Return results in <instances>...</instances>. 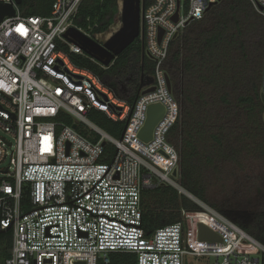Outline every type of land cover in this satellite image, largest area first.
<instances>
[{
	"label": "built area",
	"instance_id": "obj_1",
	"mask_svg": "<svg viewBox=\"0 0 264 264\" xmlns=\"http://www.w3.org/2000/svg\"><path fill=\"white\" fill-rule=\"evenodd\" d=\"M219 1L153 0L143 6L139 40L154 64L153 83L138 91L129 106L91 73L75 69L63 51L105 69L64 37L72 27L92 39L101 35L74 25L83 0H53L46 17H23L14 0H0L15 9L14 16L0 22V132L9 139L0 137V166L9 161L0 168V231L12 234L4 264L107 263V255L116 252L135 254L136 264H185L188 257L214 258V264H260V256L247 253L245 245L262 253L264 247L201 204L196 203L215 220L218 231L210 229L221 241L198 239L200 222L192 223L191 216L200 211L182 210L180 221L149 237L142 229V191L159 185L179 194L184 190L178 182L177 151L167 141L179 115L164 69L170 44ZM248 1L264 18V0ZM149 88L153 90L142 93ZM260 94L264 96V56ZM151 105L162 106L165 113L145 143L138 134ZM91 110L113 122H128L123 135L112 138L90 122ZM67 118L75 129L65 123ZM81 124L90 128L89 135L80 131Z\"/></svg>",
	"mask_w": 264,
	"mask_h": 264
},
{
	"label": "trees",
	"instance_id": "obj_2",
	"mask_svg": "<svg viewBox=\"0 0 264 264\" xmlns=\"http://www.w3.org/2000/svg\"><path fill=\"white\" fill-rule=\"evenodd\" d=\"M152 1L143 0V6ZM52 3L22 0L19 11L23 17H46ZM118 12V0H83L74 25L99 35L113 25ZM63 51L75 69L91 73L116 100L129 106L137 97L141 75L146 80L153 74L154 64L142 57L139 39L105 69L89 58L68 53L66 48ZM263 56L264 18L248 0H221L171 42L164 69L179 107L167 141L178 154L180 186L264 247V194L250 211L234 210L228 202L222 207L205 196L207 181L220 173L223 164L238 165L243 154L264 160V107L260 101ZM87 119L110 135H120L124 127V122H113L98 110H91ZM65 123L73 124L69 118ZM27 202L24 198L23 203ZM141 209L147 237L180 221L182 210H201L168 185L142 191ZM11 245L10 230L0 232V264H4ZM107 260L96 264H136V255L110 253ZM260 264H264V253L260 254Z\"/></svg>",
	"mask_w": 264,
	"mask_h": 264
},
{
	"label": "water",
	"instance_id": "obj_3",
	"mask_svg": "<svg viewBox=\"0 0 264 264\" xmlns=\"http://www.w3.org/2000/svg\"><path fill=\"white\" fill-rule=\"evenodd\" d=\"M16 5H20L22 0H14ZM119 13H120V26L110 32V28L115 27L114 24L100 36L92 39L85 36L83 33L79 32L75 28H69L64 34V37L69 40L72 44L81 48V50L88 55L90 58L94 59L96 62L101 64L103 67L108 68L113 61L121 55L131 44L136 40H142V27H141V11L143 9V0H118ZM211 7V6H209ZM15 14V9L11 5L0 4V22L4 17H12ZM177 14L174 16L173 21L176 22ZM162 35V31L159 32V38ZM177 34L174 35L173 40H175ZM142 57H147L151 59L148 53L142 50ZM61 63L60 60H58ZM72 76H75L71 74ZM82 78L81 76H76ZM153 83L152 78L144 79V75H141L138 91H141L144 87L150 86ZM168 89H170V81L167 80ZM153 88L144 90L142 93H147L152 91ZM105 102H108L106 95H102ZM260 101L264 106V96L260 94ZM118 110L119 107H116ZM165 109L160 105H151L147 109V117L143 128L138 134V139L143 142H148L151 140L152 131L157 124V122L164 115ZM126 122L124 124L122 135L127 126ZM72 127L75 129L76 124ZM173 176H177V171L173 172ZM191 195V194H189ZM186 196V195H184ZM192 196V195H191ZM190 199V197L186 196ZM195 198V197H194ZM192 200V199H191ZM198 239L200 241H210L219 242L221 238L218 234L213 232L209 227L204 224H198ZM3 232V231H0ZM75 264H84L77 262Z\"/></svg>",
	"mask_w": 264,
	"mask_h": 264
},
{
	"label": "rangeland",
	"instance_id": "obj_4",
	"mask_svg": "<svg viewBox=\"0 0 264 264\" xmlns=\"http://www.w3.org/2000/svg\"><path fill=\"white\" fill-rule=\"evenodd\" d=\"M118 5V11H119ZM117 28L120 26V13L113 23ZM106 90V89H105ZM80 131L86 130L90 134V128L81 124ZM110 135V134H108ZM121 135V134H120ZM120 135H110L112 138L119 139ZM0 137L7 140L8 137L0 132ZM239 164L231 165L229 163L223 164L219 170V174H212L210 180L207 181L205 196L207 200L213 204L224 206L225 203L230 204V208L236 210L250 211L256 207V203L261 195L264 194V160L258 159L245 154L239 158ZM7 160L0 168L8 166ZM2 176H0L1 178ZM188 193V192H187ZM185 195V194H184ZM191 200V199H190ZM197 204L206 206L209 209L211 206L198 202L196 199L192 200ZM203 208V207H202ZM205 208V207H204ZM214 210V209H213ZM215 211V210H214ZM216 212V211H215ZM182 216V215H181ZM192 223L200 222L209 228L218 231L217 224L212 216L207 211L195 212L191 216ZM245 250L252 256L259 257L262 251H258L252 245L246 242ZM214 258H186V264H214Z\"/></svg>",
	"mask_w": 264,
	"mask_h": 264
},
{
	"label": "bare ground",
	"instance_id": "obj_5",
	"mask_svg": "<svg viewBox=\"0 0 264 264\" xmlns=\"http://www.w3.org/2000/svg\"><path fill=\"white\" fill-rule=\"evenodd\" d=\"M65 63L68 64V61L65 60ZM68 67H69L70 69H72V67H71L70 65H68ZM109 97L112 98V96H111L110 94H109ZM114 102H115V100H114ZM103 108H104V107H103ZM108 111H109V110H108ZM182 194H185L186 196L190 197V199H192V200L195 199L193 196L189 195V193H187V192L184 191V190H182ZM198 202H199V201H198ZM204 207H206V206H204ZM257 246H258V245H257ZM258 247H259V246H258Z\"/></svg>",
	"mask_w": 264,
	"mask_h": 264
},
{
	"label": "flooded vegetation",
	"instance_id": "obj_6",
	"mask_svg": "<svg viewBox=\"0 0 264 264\" xmlns=\"http://www.w3.org/2000/svg\"><path fill=\"white\" fill-rule=\"evenodd\" d=\"M115 29H116V26L113 28H110V32H114Z\"/></svg>",
	"mask_w": 264,
	"mask_h": 264
}]
</instances>
